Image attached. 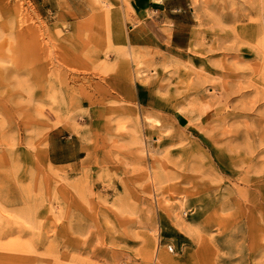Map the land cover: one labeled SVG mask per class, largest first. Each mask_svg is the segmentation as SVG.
<instances>
[{"label": "rangeland", "instance_id": "rangeland-1", "mask_svg": "<svg viewBox=\"0 0 264 264\" xmlns=\"http://www.w3.org/2000/svg\"><path fill=\"white\" fill-rule=\"evenodd\" d=\"M190 3L175 58L127 0H0V264H264V0Z\"/></svg>", "mask_w": 264, "mask_h": 264}, {"label": "crops", "instance_id": "crops-1", "mask_svg": "<svg viewBox=\"0 0 264 264\" xmlns=\"http://www.w3.org/2000/svg\"><path fill=\"white\" fill-rule=\"evenodd\" d=\"M194 19L190 0H127L121 17L118 15L116 18L125 27L120 40L123 43L126 41L129 48L175 58L179 52H186L191 44ZM140 88L137 94L139 103L162 111L149 89L143 85ZM172 121L176 126H183L187 116L184 112L175 110ZM70 138L71 135L62 136L54 130L49 132L47 155L51 164L66 165L81 158L83 150L75 148L76 144Z\"/></svg>", "mask_w": 264, "mask_h": 264}, {"label": "bare ground", "instance_id": "bare-ground-1", "mask_svg": "<svg viewBox=\"0 0 264 264\" xmlns=\"http://www.w3.org/2000/svg\"><path fill=\"white\" fill-rule=\"evenodd\" d=\"M130 6V5H129ZM129 11H130V8H129ZM131 13V12H130ZM151 14V13H150ZM131 15V14H130ZM133 17V16H132ZM136 20V19H135ZM258 22V21H257Z\"/></svg>", "mask_w": 264, "mask_h": 264}]
</instances>
